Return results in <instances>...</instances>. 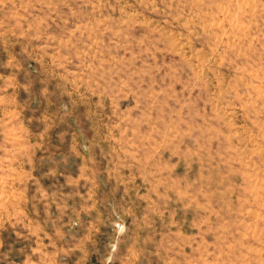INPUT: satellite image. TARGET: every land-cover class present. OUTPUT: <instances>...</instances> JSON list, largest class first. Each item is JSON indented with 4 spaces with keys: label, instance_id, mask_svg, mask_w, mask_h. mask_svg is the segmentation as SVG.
Here are the masks:
<instances>
[{
    "label": "rangeland",
    "instance_id": "374dc122",
    "mask_svg": "<svg viewBox=\"0 0 264 264\" xmlns=\"http://www.w3.org/2000/svg\"><path fill=\"white\" fill-rule=\"evenodd\" d=\"M0 264H264V0H0Z\"/></svg>",
    "mask_w": 264,
    "mask_h": 264
}]
</instances>
